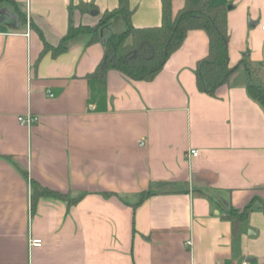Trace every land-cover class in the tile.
I'll return each mask as SVG.
<instances>
[{
    "label": "crops",
    "instance_id": "crops-1",
    "mask_svg": "<svg viewBox=\"0 0 264 264\" xmlns=\"http://www.w3.org/2000/svg\"><path fill=\"white\" fill-rule=\"evenodd\" d=\"M15 1L26 20H0V264L264 263V108L248 93L246 71L264 83V0H213L228 7L231 66L246 64L215 95L196 83L208 52L203 29L190 30L152 80L114 68L98 75L103 41L80 35L40 58L31 21L58 45L71 8L76 25H94L120 0ZM82 1L94 6L82 12ZM129 3L135 26L162 22V0ZM185 3L172 0L174 13ZM29 111L39 121L20 124ZM31 178L76 201L40 196L32 213ZM161 183L176 191L135 206ZM254 197L234 233L228 209Z\"/></svg>",
    "mask_w": 264,
    "mask_h": 264
},
{
    "label": "trees",
    "instance_id": "trees-1",
    "mask_svg": "<svg viewBox=\"0 0 264 264\" xmlns=\"http://www.w3.org/2000/svg\"><path fill=\"white\" fill-rule=\"evenodd\" d=\"M2 1L0 0V3ZM7 1L16 6L19 18L25 21L26 13L18 7V3L15 0ZM91 5H93L92 2L82 1L78 6L80 11L85 12ZM95 10L99 12L97 9ZM73 11L71 8L69 30L58 45L49 43L41 28L31 21V25L39 32L44 43L40 58L49 50L54 55L66 51L69 42L80 35H89V43L102 41V37H104L105 54L95 74H105L108 69L114 68L134 80H152L162 70L170 55L181 46L189 31L203 29L208 36V52L196 64V83L200 91L215 95L220 86L229 82L237 67L245 64V59H242L237 65L231 66L228 7L213 0H186L185 5L176 13L172 8V0H162V22L151 26H135L132 23L133 10L129 0H120L118 6L106 9L94 25L83 23L76 25L73 20ZM116 18L124 21L125 28L120 31L107 30ZM246 71L249 77L248 93L264 108V83L253 82L251 71L247 66ZM6 157L25 176H28L27 170L20 167L12 156L7 155ZM31 185L32 213L36 210L40 196L64 198L69 203L76 201V198H70L67 193L43 185L33 178H31ZM174 191H176L175 188L167 183H161L156 187L143 190L141 199L135 206L150 195ZM256 201H258L257 197L252 198L242 209L230 206L225 217L231 220L234 233L247 219L250 212L255 209ZM260 202V208L264 210V200H260Z\"/></svg>",
    "mask_w": 264,
    "mask_h": 264
},
{
    "label": "built area",
    "instance_id": "built-area-1",
    "mask_svg": "<svg viewBox=\"0 0 264 264\" xmlns=\"http://www.w3.org/2000/svg\"><path fill=\"white\" fill-rule=\"evenodd\" d=\"M262 27L264 28V25H262ZM51 95H52V93H51ZM17 118H18V121L20 124L26 125V126H31V125L35 124L36 122H38L40 119L38 114H35L31 111H29L27 113L19 114ZM198 152H199L198 149H191L190 150V154H192V155H197ZM41 244H42V239H40V238H33L31 240V245H41ZM242 264H251V263L248 261H243ZM260 264H264V263H260Z\"/></svg>",
    "mask_w": 264,
    "mask_h": 264
},
{
    "label": "water",
    "instance_id": "water-1",
    "mask_svg": "<svg viewBox=\"0 0 264 264\" xmlns=\"http://www.w3.org/2000/svg\"><path fill=\"white\" fill-rule=\"evenodd\" d=\"M230 6L231 5L229 4V7ZM0 20H3L7 23H15L17 25L19 24V18L17 13L7 6L0 7ZM102 41H105L104 37H102Z\"/></svg>",
    "mask_w": 264,
    "mask_h": 264
},
{
    "label": "rangeland",
    "instance_id": "rangeland-1",
    "mask_svg": "<svg viewBox=\"0 0 264 264\" xmlns=\"http://www.w3.org/2000/svg\"><path fill=\"white\" fill-rule=\"evenodd\" d=\"M19 2H20V4L22 6H25L26 5V1L25 0H23V1L20 0ZM119 22H121V19L120 18H116V19L113 20V24H114V27L113 28H114V30H118L119 29V27H118ZM246 58H248V57H246ZM254 77H256V75Z\"/></svg>",
    "mask_w": 264,
    "mask_h": 264
}]
</instances>
